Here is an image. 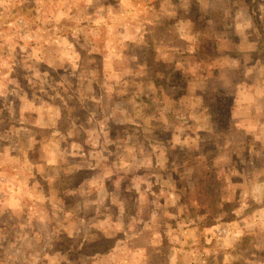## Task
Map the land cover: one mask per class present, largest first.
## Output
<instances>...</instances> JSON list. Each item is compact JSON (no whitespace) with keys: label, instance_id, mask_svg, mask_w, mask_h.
I'll return each instance as SVG.
<instances>
[{"label":"crops","instance_id":"obj_1","mask_svg":"<svg viewBox=\"0 0 264 264\" xmlns=\"http://www.w3.org/2000/svg\"><path fill=\"white\" fill-rule=\"evenodd\" d=\"M258 1L178 0L174 3L166 0L157 9L154 8L156 4H152L153 0H148L141 17L143 22L136 20L134 24L136 27L139 24L144 26L143 43L154 48L155 61L176 68L174 72L179 75L176 77L177 83H168V78H173L172 74L159 72L155 79L152 77L140 84L143 88L151 87L156 97L148 100L141 99L135 91L130 94L133 91L127 85L131 77L127 79L124 74L130 73L128 75L135 77L138 70L148 74L150 65L137 61L138 55L119 48L120 43L123 44V36H119L122 39L119 44H111L107 37V40L99 43V51L95 53V57L102 60L97 97L91 96L92 89H96L94 83L98 82L93 72L81 78L80 95L73 97L85 113L83 120L75 121L76 118L69 114L66 102V115H63L59 105L42 99L40 89L32 102L29 97L27 107L22 105L24 119L17 124L19 130L37 132L28 135L27 140L18 134V141L23 140V146L28 149L21 153L22 158L27 163L30 161L35 168L32 171L44 174V181L48 182L54 178L46 175V170L64 171L66 177L73 179L81 172H99V165L108 164L112 173L119 176L117 171L120 172L122 168L119 165L120 156L106 162L97 156L103 149L92 150L86 146L93 141L106 139V131L93 133L90 124L97 123L92 119L98 117V123L106 124L105 129L112 125L111 113L116 105L120 106L118 97L126 95V88L129 94L122 103L124 109L129 113L139 111L138 117L132 112L134 124L151 128L148 135L149 131L145 128L141 133L144 139L150 141L149 147L154 142L162 145L164 150L161 152L162 167L158 166L159 173L170 176L158 178L155 173H147L153 174L155 187L159 190L152 196L147 194L152 200L148 207L149 215H164L165 210L170 209L168 207L176 210L182 200H185V205L205 210L197 214L192 210V216L184 215L188 224L182 234L180 248L175 251L169 248L170 251L162 256L164 264H264V11L259 8ZM131 4L129 6L134 8ZM124 7L120 5L121 12L128 13ZM104 9L107 7L104 6ZM255 12L262 16L255 15ZM108 27L106 25V29ZM140 34L139 37L142 36ZM42 59L45 60L44 57L38 58L39 61ZM56 61L54 64L48 61L47 65L55 67ZM158 78L164 80L158 83ZM174 90L178 93L169 95ZM91 105H95L96 109L90 110ZM40 109L51 110L54 114L48 117L40 113ZM35 112L36 117L34 115L32 122H27L25 115L29 118L31 114L27 113ZM43 137L47 139L43 140ZM4 138L0 140L7 142L5 139H11ZM123 139L119 137L114 142L119 145ZM98 146H101L100 143ZM178 147L184 153L180 158L175 155V161L170 157V152ZM133 151L130 144L122 147L127 164L124 170L128 169L129 173L133 171L134 164L131 158L136 157ZM1 153L4 158H12L4 159L12 172L31 171H18L14 151L4 147ZM154 155L150 162L154 167L152 169L157 168ZM63 156L66 161L69 157L77 159L72 163H60L59 158ZM134 175L132 173L130 179ZM90 179H80V187L69 188L67 178V186L62 189L56 187L57 192H52L54 199L49 205L58 206L59 209L68 208L59 199L64 197L66 189L73 192L83 189L88 194L94 193L97 179ZM56 181H53L54 186ZM99 188L98 184L96 191ZM84 196L78 200L83 208L88 209L97 203L96 197L91 199ZM80 213L82 220L90 221L86 213L83 215L84 210ZM116 215L121 217L123 214ZM67 235L75 237L72 232ZM82 246L87 247L85 244ZM65 252L77 253L78 247L67 246ZM112 252H115L114 248ZM67 254L65 263L69 259ZM81 254L83 264H90L95 257L98 260L108 258L106 251L100 249L90 254L82 251ZM55 259L59 263L63 258ZM121 263L132 264L133 261L128 259Z\"/></svg>","mask_w":264,"mask_h":264},{"label":"rangeland","instance_id":"obj_2","mask_svg":"<svg viewBox=\"0 0 264 264\" xmlns=\"http://www.w3.org/2000/svg\"><path fill=\"white\" fill-rule=\"evenodd\" d=\"M165 1L153 0L152 4H156L154 8L160 9L161 2ZM147 2L148 0H0V138H11L9 141L4 138L7 142L0 140V264H83L82 251L84 254H90L97 249L106 251L108 258L98 260V257H95L90 264H119L128 259L135 264H164L163 254H167L169 248L174 249L172 251L180 248L182 234L188 224L184 215L192 216L193 212L197 214L199 211H205L185 205V200H182L176 210L168 207L170 209L165 210L164 215H149L148 207L151 206L152 200L147 194L152 196L159 191L155 187L153 174L158 178L169 174L159 173L158 166L162 167L161 152L164 150L162 145L154 142L152 147H149L150 141L144 139V134L141 133L145 125L134 124L132 114L138 117L139 111L133 110L129 113L124 109L122 103L129 94L126 88L128 94L119 95L120 106L116 105L111 113L114 123L105 129L106 124L98 123L99 118L95 117L92 121L97 123L90 124L93 126V133L106 131V139L93 141L86 146L92 150L103 149L97 156L106 162L120 156L119 165H122V168L120 172L117 171L119 176L112 173L109 164L99 165V172H81L73 179L66 177L64 171L46 170V175H51L50 178L53 176L54 182L57 180L54 186L53 181H44V174L32 171L35 170L34 166L21 156V153L28 149L23 146V140L18 141V134L27 140L28 135L37 133L33 130H19L17 124L24 119L21 107H27L29 97L32 102L37 90L40 89L42 99L59 105L63 115H66V102L69 114L76 118L75 121L80 122L85 118L80 104L73 97L80 95L81 78L91 72L98 79V82L92 85L96 89H92L91 96L97 97V89H100L99 77L102 73L99 66L102 60L98 56L95 57V53L99 51V43L107 37L111 44H119L122 40L119 36H123V44L120 43L119 48L126 53L138 55L137 61L150 65L148 74L138 72L140 70L135 77L128 75L130 73L124 74L127 79L131 77L127 85V88L130 87V91H133L130 94L135 91L141 99L148 100L156 97V92L154 93L151 87L143 88L140 84L152 77L155 79L156 73L159 72L172 74L173 78L169 77L168 83H177L176 77L179 75L174 72L176 68L171 64L155 61L154 48L143 43L144 26L139 24L136 27L134 24L136 20L143 22L141 17ZM130 3L134 8L129 6ZM121 4L128 13L121 12ZM258 5L264 11V0H259ZM104 6L107 9H104ZM258 14L262 16L261 13L255 12V15ZM106 25L109 29H106ZM139 32L142 38L139 37ZM39 57H44L45 60L39 61ZM55 59V67L47 65L48 61L54 64ZM122 70L124 72V69ZM157 80L159 83L164 78ZM177 93L178 91L174 90L169 95ZM89 108L95 110L96 106L91 105ZM39 112L48 117L49 114H54L47 109H40ZM27 114H31L29 118L25 115L27 122H32L34 115L36 117V112ZM127 120L128 123H125ZM124 124L129 125L123 127ZM150 129H146L149 131L147 135L152 131ZM117 137L124 138L119 145L114 142ZM46 139L47 137H43V140ZM99 143L101 146H98ZM128 144L136 154V157L131 158L134 164L130 173L128 169L124 170L127 164L125 155H122V147ZM4 147L16 153L15 164L19 172L25 169L31 171L12 172L10 165L5 163V160L12 158H4L1 153ZM183 153L184 150L180 148L173 149L170 157L176 161ZM152 155L157 160L156 169H152L154 167L150 163L153 161ZM76 159L69 157L66 161L63 156L59 158V162L67 164L75 162ZM132 173L135 175L131 180ZM67 178L69 184L66 183ZM88 178L97 179L99 190L96 191L97 183L93 187L95 192L89 194L83 189H77L76 192L66 189L64 197L59 199H62L68 208L59 209L58 206L49 205L54 199L52 192H57L56 187L62 189L67 184L69 188L80 187L79 180ZM83 196L91 199L96 197L97 203L88 209L83 208L78 203ZM82 210L83 215L86 213L85 216L89 217L90 221L82 220L79 215ZM117 213L123 215L120 217ZM143 227L146 228L145 231ZM71 232L75 237L70 238L67 235ZM67 246L78 247V252L67 254ZM113 248L115 252H112ZM65 254L69 257L67 263ZM202 255H205V252H202ZM55 258L63 259L56 263Z\"/></svg>","mask_w":264,"mask_h":264},{"label":"built area","instance_id":"obj_3","mask_svg":"<svg viewBox=\"0 0 264 264\" xmlns=\"http://www.w3.org/2000/svg\"><path fill=\"white\" fill-rule=\"evenodd\" d=\"M223 232V231H222ZM224 233V232H223Z\"/></svg>","mask_w":264,"mask_h":264}]
</instances>
